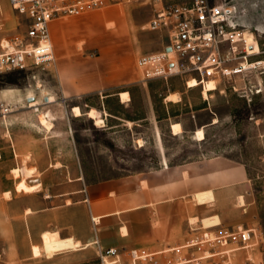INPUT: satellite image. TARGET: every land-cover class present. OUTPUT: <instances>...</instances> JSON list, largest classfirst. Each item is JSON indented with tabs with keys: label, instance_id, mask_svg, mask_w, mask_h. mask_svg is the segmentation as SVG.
Masks as SVG:
<instances>
[{
	"label": "rangeland",
	"instance_id": "374dc122",
	"mask_svg": "<svg viewBox=\"0 0 264 264\" xmlns=\"http://www.w3.org/2000/svg\"><path fill=\"white\" fill-rule=\"evenodd\" d=\"M194 1L163 0L165 5H191ZM12 6L11 0H2V8L8 10L0 23V41L25 33V17L15 12ZM160 6V3L151 0H125L120 5L59 20L68 27L64 41L76 52L105 56L111 65L115 62V67L121 66L122 60H125L133 71L135 82L104 95L128 91L124 101H131L122 103V99L114 95L103 99L101 94L80 99L77 103L84 115L76 120L70 116L74 128L71 132L68 119L71 110L69 104L62 100L57 61L53 67L31 65L24 70L3 72L0 73V94L18 111L12 120L15 126L13 133L25 144L38 143L43 133L46 136L44 146L39 145L38 150L42 168L30 170L35 178L46 180L48 191L52 188L59 190V184L65 180H74L86 174L89 182H100L118 175L147 172L160 166V161L166 157L174 163L224 157L242 164L248 180L234 186L236 192L232 202L221 208L236 222L189 232V241L203 240L205 231L216 236L223 227L237 229L239 226L255 230L256 238L247 248L205 243L183 251L186 255L203 256L206 259L204 264H264V67L258 66L242 73L237 72L239 68L235 70L237 73L219 76L215 80L217 90L209 93V98L204 96L202 87L188 88L189 77L184 73L167 78L145 77L138 67V59L163 52L169 42L167 31L148 29L147 24ZM110 22L115 23L114 28L107 27ZM238 31L244 37L252 34L260 44L262 54L251 58L250 63L263 60L264 36L261 32L247 26L238 27ZM238 46L242 49L244 42L238 43ZM241 61L229 63L227 67L238 68L236 63ZM174 93L181 100L177 103L167 101L166 98ZM51 96L56 98V103L45 101ZM31 102H37L39 108L42 104L41 114H49L47 121L53 127L52 132L39 129L38 113L30 108ZM91 109L100 112L105 121L103 125L97 126L87 116ZM215 120L217 123L212 124ZM173 123L182 125L183 135H172L170 126ZM4 125V121L0 120V130L4 129ZM201 128L204 129L205 139L198 141L193 138L194 131ZM22 167L17 168L20 170L19 177L14 174L15 169L0 168V197L9 203L7 210L0 205V233L3 237L6 234L9 236L5 224L12 225V236L7 240L0 239V264H102L97 244L87 248L81 244L77 250L59 251L55 233L45 232L41 239L36 232L38 227L46 226L45 231H53V224L58 226L60 222L62 227H69L79 237L91 230L95 236L96 231L91 223L89 206L81 205L78 200L73 201L66 218L63 213H50L40 219H37L36 211L28 215V205L36 203L30 197L36 198V195L23 192L26 185L33 186L27 184L26 178L29 177ZM12 185L11 199H6L3 192L10 190ZM78 194V198L84 197L83 193ZM240 197L245 201L243 206L240 205ZM183 211L186 214L184 208ZM189 211L190 216L201 214L205 217L219 213L220 209L216 205L190 203ZM201 226L198 223L194 225ZM32 246L40 249V256H34ZM229 249L233 251L224 253ZM126 251L129 250L121 249L123 256L120 264H132ZM209 252H216L217 255L211 256Z\"/></svg>",
	"mask_w": 264,
	"mask_h": 264
},
{
	"label": "crops",
	"instance_id": "0c3cea01",
	"mask_svg": "<svg viewBox=\"0 0 264 264\" xmlns=\"http://www.w3.org/2000/svg\"><path fill=\"white\" fill-rule=\"evenodd\" d=\"M211 2L228 5L235 13L234 21L238 27L253 28L257 32L260 31L261 35L264 36V0H213ZM7 10L2 8V0H0V23H2L5 16L4 12ZM110 23H113L115 27L114 22ZM51 24V39L54 42L52 44L58 65L57 79L62 100L65 104H69L71 110V115H68L70 131H74L70 116L76 120L84 115L83 113L82 116L76 117L73 109L79 106L77 102L86 96L101 94L103 99H109L114 95L120 97L122 103H128L129 100L124 101L122 98L124 93L129 94L128 91L104 95L110 91L126 88L135 82L133 71L127 63L125 64V60H122L121 66L115 67V62L114 65H111L105 56L103 58L102 56H89L76 52L71 45L64 41L68 32L67 24L59 20ZM261 54L253 55L252 58H257ZM0 106L10 107L9 114L5 116L0 111V120H3L5 124L4 129L0 130V168L12 170L17 169L18 166L20 168L21 165L25 169L42 168L38 150L39 145L44 146L46 139L44 133L41 135L40 141L37 139L40 144H38L39 142L25 144L19 141L13 133L15 126L12 121L16 117L17 109L5 102L2 94H0ZM41 106L42 104L39 111H35L33 108L35 114L38 113L37 121L39 124H37L39 129L43 131L47 129V132L50 133L53 127L48 129L40 122ZM80 108L82 110V107ZM48 117L49 114H47V119ZM196 131H194V139ZM171 133L173 136H179L183 135L184 131L178 135L173 134V131ZM74 140L76 142V138ZM24 163H26L25 167ZM244 180H248L245 167L224 157L175 163L166 157L160 161V166H156L147 172L118 175L103 179L100 182H89L86 174L74 180H65L59 184V190L52 188V191L46 189V180L35 178L32 175L26 178V182L33 187L26 185L23 192L30 196L36 195V198L30 197L36 200V203L31 202L28 205L27 210L30 213L27 214L30 215L36 211L37 219L50 213H63L65 218L69 217L68 210L73 206L74 200H78L81 205L90 208L91 223L94 224L96 231L95 236L92 235L91 230L85 236L79 237L71 232L69 227H62L60 222L58 226L53 224V231H45L46 226L38 227L36 232L42 240L45 232H52L58 233L63 239L73 238L76 242H80V246L82 244L83 248L96 245L98 242L101 247L106 249H146L151 252H159L182 247L187 243L189 244L186 247L197 245L198 240L189 241V232L210 230L236 222L232 221L224 210L221 211V208L232 202L233 193L236 192L234 186L242 184ZM143 183H147L146 188L142 185ZM17 184L18 182L15 184L16 190ZM13 186H10L11 189L4 191L3 194H11L14 189ZM32 188L37 190L28 191ZM205 192L212 193V197L204 203L196 202L195 197ZM82 193L84 197L78 198L77 194L81 195ZM0 200V205L5 206L7 210L6 207L9 203L2 201L1 197ZM190 203L199 206L216 205L220 212L205 217H202L201 214L190 216ZM183 208L186 214H184ZM215 216L220 219L219 225L208 228H202L203 225L194 227L197 223L202 224L203 218ZM190 218H198L199 221L193 224L190 222ZM5 231L9 236H12V225L5 224ZM206 234L211 241L215 240L216 236L213 233L205 231L203 237ZM9 236L6 234L3 237L0 233V239L7 240ZM209 254L211 256L217 255L212 254V252Z\"/></svg>",
	"mask_w": 264,
	"mask_h": 264
},
{
	"label": "built area",
	"instance_id": "2783aa9c",
	"mask_svg": "<svg viewBox=\"0 0 264 264\" xmlns=\"http://www.w3.org/2000/svg\"><path fill=\"white\" fill-rule=\"evenodd\" d=\"M124 1L11 0L13 10L25 17L26 30L25 33L15 35L9 40L0 41V73L24 70L31 65L53 67L57 60L50 32L52 22L120 5ZM151 1L160 3L161 6L147 24L148 29L167 31L169 42L163 52L144 55L138 59V67L145 77L167 78L184 73L189 80L195 78L199 82V87L204 89L211 80L237 73L235 70L242 69L244 62H250L253 55L250 54L244 34L238 31V25L234 21L235 13L228 5L216 4L211 0H195L191 5H165L163 0ZM240 35L241 41H237V36ZM240 42H244L242 49L238 46ZM167 48H171V51H167ZM238 60H242L236 63L238 68L227 67V64ZM0 107L3 116L9 114V106ZM253 238H256V231L253 229H243L240 226L237 229L224 227L220 229L215 240L211 241L206 234L195 246L186 247L189 244L187 243L182 247L159 252L133 249L126 251L125 254L129 256L132 264H204L206 259L203 256L186 255L183 250L205 243L223 247L239 245V248H247ZM204 241L205 243H202ZM96 243L99 246L98 256L102 264L121 263L123 254L120 249H106ZM231 251L233 249L224 253L228 254Z\"/></svg>",
	"mask_w": 264,
	"mask_h": 264
},
{
	"label": "bare ground",
	"instance_id": "6f19581e",
	"mask_svg": "<svg viewBox=\"0 0 264 264\" xmlns=\"http://www.w3.org/2000/svg\"><path fill=\"white\" fill-rule=\"evenodd\" d=\"M109 28L114 27L113 23H109L108 24ZM247 38V39H246ZM237 41H241V35L237 36ZM245 42L246 44L249 46V51L250 54L252 55H256V54H261V48L259 46V44L257 43V41L255 40L254 36L252 34L250 35H245ZM253 64V65H252ZM258 66H263L264 67V59L263 60H258L256 62L250 63V62H244L242 65V69H239L237 72H243L252 68H256ZM176 72H178V70H176ZM188 88L192 89L195 87H199V82L195 79L192 78L188 81ZM217 90V85H216V81L215 80H211L209 83L206 84L205 88L203 89V94L206 98H209V93L214 92ZM128 93H124L122 95L123 100L127 99L128 97ZM48 103H53V101H56V98L54 96L48 97L47 98ZM46 100V101H47ZM167 101L170 102H174L177 103L181 100L180 96L176 93L169 95L166 98ZM30 107H33L35 109V111H39V105L37 102H31L30 103ZM74 115H76V117H80L83 115V112L81 110V108L79 106L74 107L73 109ZM87 116L94 120L97 126L103 125L105 123L104 118L101 116L100 112L96 109H91L87 112ZM40 121L41 124L46 126L48 129L51 128V126L49 125V122L47 121V118L45 116V114H41L40 115ZM214 123H217V120L214 121ZM173 134H180L182 132V125L180 123H173L171 125ZM195 139L198 141H203L205 139V132L204 129H198L195 132ZM14 174H16V177L20 176V170L16 169L13 171ZM26 175L28 177H31L32 174H34V172L32 173V171L30 169H26ZM144 184V183H143ZM142 184V185H143ZM147 184V183H146ZM145 184V185H146ZM146 188V187H145ZM35 188L29 189L28 191H32ZM212 197V193L210 192H205V193H201L198 196L195 197V199L197 200L196 202L199 203H204L206 202L209 198ZM5 198L6 199H11V194L10 193H5ZM244 200L243 198L240 197V205H244ZM29 212V211H27ZM199 220L198 218H190V222L191 223H197ZM220 224V219L218 216L212 217V218H203L202 220V224L203 227L202 228H208L211 226H216ZM125 232V231H124ZM55 237L58 238L56 241V247L59 251H66L68 250H77L80 247V242H76L73 238H69V239H63L59 236L58 233L55 234ZM33 254L34 256H40V249L36 246L33 247Z\"/></svg>",
	"mask_w": 264,
	"mask_h": 264
},
{
	"label": "water",
	"instance_id": "95a60500",
	"mask_svg": "<svg viewBox=\"0 0 264 264\" xmlns=\"http://www.w3.org/2000/svg\"><path fill=\"white\" fill-rule=\"evenodd\" d=\"M167 51H171V48H167Z\"/></svg>",
	"mask_w": 264,
	"mask_h": 264
}]
</instances>
